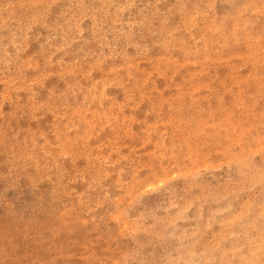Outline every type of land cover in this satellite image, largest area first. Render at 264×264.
Returning <instances> with one entry per match:
<instances>
[{
	"label": "rangeland",
	"instance_id": "rangeland-1",
	"mask_svg": "<svg viewBox=\"0 0 264 264\" xmlns=\"http://www.w3.org/2000/svg\"><path fill=\"white\" fill-rule=\"evenodd\" d=\"M0 264H264V0H0Z\"/></svg>",
	"mask_w": 264,
	"mask_h": 264
}]
</instances>
